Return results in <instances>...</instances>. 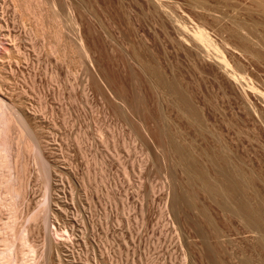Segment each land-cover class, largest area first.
<instances>
[{
    "label": "rangeland",
    "instance_id": "rangeland-1",
    "mask_svg": "<svg viewBox=\"0 0 264 264\" xmlns=\"http://www.w3.org/2000/svg\"><path fill=\"white\" fill-rule=\"evenodd\" d=\"M34 1L24 18L0 0V99L14 115L0 140V264H209L171 207L186 184L161 134L239 167L264 210V0ZM36 12L47 32L59 12V43L32 32ZM197 27L215 47L200 48ZM148 67L183 90L186 114ZM197 199L233 242L216 247L219 264L264 262L256 235Z\"/></svg>",
    "mask_w": 264,
    "mask_h": 264
},
{
    "label": "bare ground",
    "instance_id": "bare-ground-1",
    "mask_svg": "<svg viewBox=\"0 0 264 264\" xmlns=\"http://www.w3.org/2000/svg\"><path fill=\"white\" fill-rule=\"evenodd\" d=\"M13 1H14L13 3H15V5L13 4L15 9L17 8L22 13L21 15H23L24 18H29L28 15L31 13V9H32V7L30 8L29 4H31V3L28 4V0H13ZM34 2L37 3L38 1L36 0ZM39 2H40V0H39ZM17 9H16V11H17ZM35 9H37V8L35 7ZM35 9H34V12H35ZM41 9H43V8H41ZM51 11H53V10H51ZM54 11H56V10L54 9ZM45 12H47V11H45ZM52 13H53L52 16L49 17V18H51L52 25H51V23L47 22L48 24L51 25V31L49 30V32H47L48 29H50V27L47 26V24L45 26L46 29H47V27H49L47 29V31L43 25L44 22L42 21V19H43L42 18V12H41V14H37V12H36V14H34L35 19L33 18L34 19V21H33L34 28H33L32 32L34 31L33 33L41 34V35L44 34L43 37L44 36L46 37V34H45L46 32L48 34L50 33V36L54 37L55 42L57 41L59 43L60 36L62 35V32H61L62 27L61 28L59 27V22H60L59 21L60 17H58L59 12L58 13L52 12ZM32 15L33 14H31V16ZM45 16H47L46 13H45ZM43 17H44V15H43ZM23 23H25V22H23ZM61 26H63V25H61ZM242 29H241V31L244 30V29L243 30ZM0 31H1V26H0ZM0 35H1V32H0ZM41 35H38V36H41ZM192 36L200 44V48H202L203 51H205L206 49H209L211 47L216 46V45H214L215 42L210 37L208 31H206V29H204V28L197 27V29L194 30ZM239 36L246 37V35H239ZM0 37H1L0 38V40H1V39H3L2 37H4V35H2ZM241 38L242 37H240V39ZM51 39H53V38H51ZM243 39H247V38H242V40ZM263 40H264V38H263ZM15 41L16 40H14V39L11 40L13 49H16L13 52L18 53L19 51L17 49L16 44L14 43ZM53 41L52 42L49 41V42L52 43L53 47H56V45L54 46ZM243 41H245V40H243ZM58 45L59 44H57V46ZM18 58H21V57H18ZM17 62H19V61H17ZM221 62H222V65L224 64L223 66H226V67L229 66V64L227 63L225 58H223L221 60ZM143 66L146 67V65H144V63H143ZM156 69L157 68L150 69L152 74H154L156 77L154 79V80H157L156 84H158V87L160 88V90L163 89L168 94V96H170L172 102L176 106H184L185 107L184 113L186 114L187 109H188L187 106L189 108H192V107L189 106V103L187 105V99L188 98L185 96L183 90L178 86V84L176 82H173L174 79L172 81L164 79L162 77L163 75L161 76L160 73L158 72V69L157 70ZM70 73H71V71H70ZM231 73H233L231 75L233 76V78L235 80H238L240 78H244L242 76V74L240 75V73H237L236 71L233 72V69L231 70ZM0 81H1V79H0ZM168 96H166V97H168ZM5 105H6V103L0 99V140L1 141L2 140L5 141L4 138L2 139V134H3L2 131H4L5 128L7 130H9V124L12 121V119L14 118V115H12V113H9V111H8L9 114H6ZM184 107H183V109H184ZM21 111H23V110H21ZM188 112H190V111H188ZM23 117H25L24 114H23ZM15 122H16V120H15ZM168 133L167 134H161V135H163L167 138L168 152H170V154H172L174 156L173 158H175V160L172 159L175 163L174 169L179 168L180 172L183 174V176L185 178V184H186L185 187H180V188L177 185H175V186L173 185L174 188H173V193H172V206L171 207L173 208V211L175 212L177 219L179 217H181L183 219V221H185L186 224L188 223L190 226L189 228H191V230H192V233H194V235L200 239V245H201L200 247L202 249L201 253L203 254L204 259H206L209 264H219L220 254H219L216 247L219 246V248L220 247L223 248L225 246V244H226V246H228L227 244H231L233 242H230V238H229L230 235H225L226 231L222 227L218 226L216 219L214 218V216L211 215L208 207L206 205H202V204L199 206L198 203H196L197 202L196 200L199 199V198L197 199L198 192H201L203 195H205V197L208 200H210L212 202V204H214L216 206V208L219 210L220 214H222L224 217H228L229 219H234L238 222H241L244 226V232H242V233H244V234H247V233L252 234L253 233L254 235H256L254 238L256 241V245L261 251L264 252V210L260 205L254 204L252 202V200L250 199L251 196L250 197L248 196V194H249L248 189L252 188L251 184L253 185V183H251L252 181H250L251 179H248L249 177L246 178L247 176H245V174L243 173L242 170L239 169V167L238 168L235 166L233 167L230 164L231 162H224L225 163L224 165L220 164V162L218 161V158L220 157V155L217 158V155H215V154H213V155L207 154V155H205L206 157L204 158L203 162H199L198 158L195 157V155L192 152L193 149L190 150L189 145L187 147L186 146L187 144L183 145L184 143L182 144L181 142H179V140H177L178 135L176 136L175 134H168ZM98 135H99V137L103 136V132L98 130ZM27 141H29V142H27V144H25L27 147V148L25 147L26 151H28V147H30V145H29L30 139ZM6 143H7V141H6ZM114 148H116V146ZM4 150H6V148H4L3 144L0 142V152H4ZM223 157H222L223 158L222 160L227 159V157H225V156H223ZM228 161H229V159H228ZM25 169H26V165L23 164V167H22V173L23 174L26 173ZM172 175L173 174H171V179H172ZM173 178H174V176H173ZM22 185H24V183L21 184V187L23 188ZM24 187H25V185H24ZM19 189H20V187H19ZM20 190H18V191L21 192L22 190L21 191ZM188 212L197 213L202 220L200 221V220L196 219V217H194V216L192 217L191 215H189L190 213L188 214ZM235 231H238V228L235 229ZM227 232H226V234H227ZM238 232L236 234L240 233V232L239 233ZM242 233H240V234H242ZM56 234L59 235L60 237H62L63 239H67V240L71 237L70 233L67 230H64V231L56 230ZM23 241H25V240L23 239ZM224 249L226 250V248H224ZM185 259H186V257L184 256V263H185ZM239 260H237V261H239V263L241 262L242 264H251V261L247 257L241 258ZM252 263H254V262H252ZM259 264H264L263 260Z\"/></svg>",
    "mask_w": 264,
    "mask_h": 264
}]
</instances>
